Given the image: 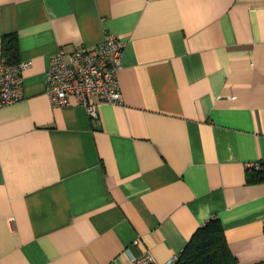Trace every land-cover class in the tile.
<instances>
[{"label":"crops","instance_id":"crops-1","mask_svg":"<svg viewBox=\"0 0 264 264\" xmlns=\"http://www.w3.org/2000/svg\"><path fill=\"white\" fill-rule=\"evenodd\" d=\"M107 32L122 104L52 106V57ZM13 35L32 66L0 109V264L165 263L210 220L264 264V0H0V66Z\"/></svg>","mask_w":264,"mask_h":264},{"label":"built area","instance_id":"built-area-1","mask_svg":"<svg viewBox=\"0 0 264 264\" xmlns=\"http://www.w3.org/2000/svg\"><path fill=\"white\" fill-rule=\"evenodd\" d=\"M126 42L107 32L103 41L92 48L66 53L60 49L47 71V94L52 106H83L91 119L99 117L105 105H121L122 92L119 73ZM30 60L0 66V109L16 104L24 98L23 72L30 69ZM249 170H259L261 163L249 164ZM180 256L159 263L147 252L133 257V264H177Z\"/></svg>","mask_w":264,"mask_h":264},{"label":"trees","instance_id":"trees-1","mask_svg":"<svg viewBox=\"0 0 264 264\" xmlns=\"http://www.w3.org/2000/svg\"><path fill=\"white\" fill-rule=\"evenodd\" d=\"M17 52V37L13 35L8 39L4 38L2 53L7 64L18 63L13 61ZM261 166L259 170H250L249 181H264V163ZM177 264H237L229 249L223 226L219 220H210L197 230L184 252L180 255Z\"/></svg>","mask_w":264,"mask_h":264}]
</instances>
